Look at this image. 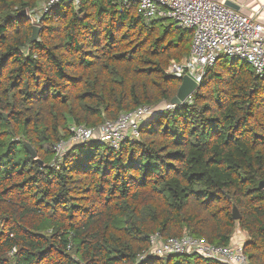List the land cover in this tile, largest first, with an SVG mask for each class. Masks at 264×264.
Wrapping results in <instances>:
<instances>
[{
  "label": "trees",
  "instance_id": "trees-1",
  "mask_svg": "<svg viewBox=\"0 0 264 264\" xmlns=\"http://www.w3.org/2000/svg\"><path fill=\"white\" fill-rule=\"evenodd\" d=\"M45 1L0 0V264H221L139 257L155 233L228 246L236 229L249 262L264 264V72L222 56L139 140L58 158L72 125L169 105L181 80L166 71L188 56L192 31L120 0L61 3L33 20Z\"/></svg>",
  "mask_w": 264,
  "mask_h": 264
},
{
  "label": "built area",
  "instance_id": "built-area-1",
  "mask_svg": "<svg viewBox=\"0 0 264 264\" xmlns=\"http://www.w3.org/2000/svg\"><path fill=\"white\" fill-rule=\"evenodd\" d=\"M79 0H46L35 14L51 11L61 3L77 4ZM123 5L135 4L146 21L169 20L184 30L192 31L189 54L183 60L172 61L166 73L182 80L188 77L199 86L207 69L214 66L220 57L245 62L256 74L264 72V25L257 18L242 14L226 3L236 0H120ZM193 94V93H192ZM192 94L182 103L190 100ZM166 109L174 107L166 105ZM140 107L122 113L116 120L105 121L97 129L84 125H72L70 138L59 141L53 151L60 158L75 145L98 141L118 149L124 141H136L141 125L157 109ZM178 254H196L221 264H251L243 252V246H228L207 243L204 239L184 235L181 238L163 239L159 233L150 237L149 248L139 257L165 258Z\"/></svg>",
  "mask_w": 264,
  "mask_h": 264
},
{
  "label": "water",
  "instance_id": "water-1",
  "mask_svg": "<svg viewBox=\"0 0 264 264\" xmlns=\"http://www.w3.org/2000/svg\"><path fill=\"white\" fill-rule=\"evenodd\" d=\"M19 15L25 17L26 12L22 11ZM39 29L40 28L36 27V26H34L32 28V35H31V41L32 42H34L37 39ZM197 88H198V85H196V83L194 81H192L188 77H183L181 82H180V85L178 87L176 96L170 101L169 104L172 106L180 105L187 97H189L192 93H194ZM24 146H25L26 150L29 152V154L31 155V157L36 158V153L31 148V146L27 143H24ZM38 162H39V164H41L40 161H38ZM259 188L264 190V183L263 182L259 183ZM232 217L234 220H238L240 218V215H239L236 207H233ZM163 259H166V258H163Z\"/></svg>",
  "mask_w": 264,
  "mask_h": 264
},
{
  "label": "crops",
  "instance_id": "crops-1",
  "mask_svg": "<svg viewBox=\"0 0 264 264\" xmlns=\"http://www.w3.org/2000/svg\"><path fill=\"white\" fill-rule=\"evenodd\" d=\"M226 4L246 16L257 18V21L264 25V0H236Z\"/></svg>",
  "mask_w": 264,
  "mask_h": 264
},
{
  "label": "rangeland",
  "instance_id": "rangeland-1",
  "mask_svg": "<svg viewBox=\"0 0 264 264\" xmlns=\"http://www.w3.org/2000/svg\"><path fill=\"white\" fill-rule=\"evenodd\" d=\"M27 15H29V14H27ZM165 109H166V106L165 105H162L161 107H159L157 109L158 111L156 113L161 112V111H163ZM233 235L234 236L232 237V244L244 246V243L246 241V235H245V233L242 232V231H240V230H238V229H236L234 231V234Z\"/></svg>",
  "mask_w": 264,
  "mask_h": 264
}]
</instances>
